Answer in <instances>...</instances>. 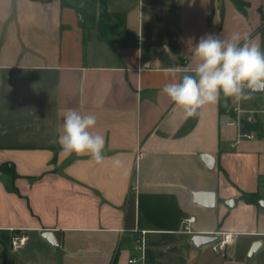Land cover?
Listing matches in <instances>:
<instances>
[{
	"label": "crops",
	"instance_id": "0c3cea01",
	"mask_svg": "<svg viewBox=\"0 0 264 264\" xmlns=\"http://www.w3.org/2000/svg\"><path fill=\"white\" fill-rule=\"evenodd\" d=\"M240 1L0 0V166L16 172L0 168V264H264V208L244 197L264 200V137L233 147L228 124L238 103L264 108V91L221 93L193 117L162 91L194 69L202 36L264 50V0ZM104 7L125 14L110 40ZM78 9L94 21L82 27ZM68 109L96 116L103 163L61 149ZM205 192L214 207L197 201ZM224 231L238 233L226 254L191 240Z\"/></svg>",
	"mask_w": 264,
	"mask_h": 264
},
{
	"label": "clouds",
	"instance_id": "9594fccd",
	"mask_svg": "<svg viewBox=\"0 0 264 264\" xmlns=\"http://www.w3.org/2000/svg\"><path fill=\"white\" fill-rule=\"evenodd\" d=\"M194 69L165 83L162 91L187 117L197 115L206 105L217 103L221 93L239 102L250 98L247 89L264 83V50L247 36L233 33L224 40L218 35L202 36L193 48ZM97 123L92 113L75 109L64 112L62 134L58 144L68 155L90 156L97 164L108 157L104 154L105 137L93 132ZM115 160L114 167H121Z\"/></svg>",
	"mask_w": 264,
	"mask_h": 264
},
{
	"label": "built area",
	"instance_id": "2783aa9c",
	"mask_svg": "<svg viewBox=\"0 0 264 264\" xmlns=\"http://www.w3.org/2000/svg\"><path fill=\"white\" fill-rule=\"evenodd\" d=\"M234 117L228 122L229 125L237 127L239 130L237 137L232 143V146L235 147L240 144L243 139H252L256 137V132L253 130H248L245 128L246 124L255 123L258 115H264V108H244L241 104H236L233 108ZM195 220V217H190L186 219V223H191ZM189 229V226H187ZM217 240L211 243L212 249L216 253L226 254L228 249L232 247L237 241V232L233 231H224L217 233ZM27 240V236L23 234H15L12 237V247L14 249L21 248ZM140 243L138 249L142 252L144 251V241L139 239ZM135 259H131L130 262H134Z\"/></svg>",
	"mask_w": 264,
	"mask_h": 264
},
{
	"label": "trees",
	"instance_id": "16d2710c",
	"mask_svg": "<svg viewBox=\"0 0 264 264\" xmlns=\"http://www.w3.org/2000/svg\"><path fill=\"white\" fill-rule=\"evenodd\" d=\"M234 2L241 8L242 3L240 0H234ZM79 18H80V24L82 27H86L88 24V21H94V16L88 15L85 10L78 9ZM125 22V14L124 13H112L108 10V8H103V15L99 20V30L100 35L102 38L110 40V36H114L117 34L116 26L117 24L121 25ZM87 30V29H85ZM232 113L234 114L233 110ZM245 128L248 130H253L256 132L258 136L264 137V124L260 120H256L255 123L246 124ZM0 168L7 170L12 175H16L15 169L13 165H6L3 164L0 166ZM244 197L249 202L257 203L259 198L256 196V194H244ZM115 264V260L113 262Z\"/></svg>",
	"mask_w": 264,
	"mask_h": 264
},
{
	"label": "water",
	"instance_id": "95a60500",
	"mask_svg": "<svg viewBox=\"0 0 264 264\" xmlns=\"http://www.w3.org/2000/svg\"><path fill=\"white\" fill-rule=\"evenodd\" d=\"M251 91L254 94L263 93L264 83L257 84L254 88L251 89ZM206 161H207L209 166H212V164H214V159H212V158H207ZM197 201L199 203L203 204L204 206H206L207 208H212L215 206V193H213V192L201 193L198 195ZM226 204L232 206L234 204V202L233 201H227ZM258 205L261 206L262 208H264V200H259ZM43 236L45 238H47L50 242L56 244V240L54 239V235L52 232L47 231L43 234ZM217 238L218 237H216L214 235H199L198 234V235H194L191 240L194 243L195 247L199 248L203 245L211 244L212 242L217 240ZM260 246H261V243L256 242L250 251V255L254 254Z\"/></svg>",
	"mask_w": 264,
	"mask_h": 264
}]
</instances>
